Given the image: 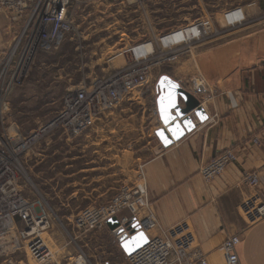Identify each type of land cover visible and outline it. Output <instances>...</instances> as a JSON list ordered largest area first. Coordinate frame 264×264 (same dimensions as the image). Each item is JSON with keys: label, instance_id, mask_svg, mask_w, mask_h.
Here are the masks:
<instances>
[{"label": "crops", "instance_id": "0c3cea01", "mask_svg": "<svg viewBox=\"0 0 264 264\" xmlns=\"http://www.w3.org/2000/svg\"><path fill=\"white\" fill-rule=\"evenodd\" d=\"M179 2L181 6H188L187 9L192 5L190 0ZM193 6H201L206 11L204 15L212 17L213 30L196 42L190 52L170 63L162 75H168L194 94L207 119L200 122L191 112L194 130L155 153L159 144L154 131L161 125L153 110L157 92L151 91L148 95L136 92L104 115L106 126H101L98 133L109 135L112 131L117 137L122 128H130L131 133L136 131L137 135L145 129L152 146L142 164L157 222L164 229L184 224L207 264H224L221 247L230 235H238L241 239L236 248L238 264H264V219L251 222L242 211L255 192L242 183L243 175L264 167L263 19L260 17L258 23L251 25L252 14L264 10V0H195ZM229 7L243 8L245 20L224 22L220 16ZM212 8L215 10L208 12ZM19 27V21L0 12V50L10 46ZM226 149L234 152L236 160L228 164L222 175L205 182L199 174L200 166ZM100 157L101 154L98 163L97 159L90 160L96 163L90 169L104 170ZM71 160L75 162L77 157L69 159L68 167H73ZM81 170L86 169L77 172ZM104 179L100 174L88 184L74 179L72 196L105 197ZM257 190L264 191L262 186ZM103 228L113 238L118 256L106 259L102 252V256L92 259L84 254L86 264H130L128 255L108 226ZM100 229L83 236L96 237ZM116 258L124 261L116 263ZM56 261L57 264L61 262Z\"/></svg>", "mask_w": 264, "mask_h": 264}, {"label": "built area", "instance_id": "2783aa9c", "mask_svg": "<svg viewBox=\"0 0 264 264\" xmlns=\"http://www.w3.org/2000/svg\"><path fill=\"white\" fill-rule=\"evenodd\" d=\"M165 0H134L141 5ZM71 0H0V12L20 22L12 43L0 50V236L15 231L20 241L39 236L49 227L48 205L43 195L31 183L24 169L22 156L45 137L60 131L67 139L88 134L96 119L118 107L127 95L138 92H157L156 83L162 73L161 65L174 62L190 52L196 42L205 38L213 25L196 20L192 25L178 29L182 40L168 47L152 44L145 55L118 67L114 72L98 77L89 86L68 91L55 116L36 128L24 131L11 120L9 96L14 88L26 80L39 51L49 50L75 30ZM264 18V17H263ZM210 31V32H209ZM176 33V36L177 34ZM121 54V52H120ZM201 88V87H199ZM158 95V92H157ZM156 102V100H155ZM157 113V108H153ZM158 114V113H157ZM236 160L231 149L214 155L199 168L205 182L222 175L225 168ZM242 183L255 192L242 207L251 222L264 219V167L244 173ZM116 217L123 233L129 237L133 229L143 232L147 242L128 255L130 264H207L203 253L195 246L194 238L184 224L164 229L152 210L143 164L137 167L135 179L122 183L106 203L85 207L73 216V225L88 232L106 227ZM128 227H130L128 229ZM111 231V230H110ZM112 232V231H111ZM113 233V232H112ZM116 239V237L114 236ZM241 239L230 235L222 244L224 264H238L237 246ZM19 250L8 251L7 241L0 240V264H57L54 254L45 243L37 247L36 257L29 261L18 258ZM27 257V256H26ZM84 253L66 264H86Z\"/></svg>", "mask_w": 264, "mask_h": 264}, {"label": "rangeland", "instance_id": "374dc122", "mask_svg": "<svg viewBox=\"0 0 264 264\" xmlns=\"http://www.w3.org/2000/svg\"><path fill=\"white\" fill-rule=\"evenodd\" d=\"M133 1L71 0L69 9L75 30L56 47L36 54L24 84L14 88L9 96L11 120L24 131L34 129L55 116L68 91L89 86L96 78L142 58L145 41L152 40L154 47H168L182 40L178 29L192 25L196 20L214 23L210 15H204V8L193 6L195 0H190L192 5L189 9L186 5L181 6L179 0L143 5ZM211 10L215 9H208V12ZM222 13L220 18L224 22L245 20L241 7H229ZM260 17L264 25V10L260 14H252L251 25L258 23ZM176 33L179 34L176 36ZM168 67L169 64L161 65L156 72L164 73ZM106 113L96 119L94 129L88 134L67 139L58 130L22 156L31 183L48 205L49 227L39 236H31L23 242L15 231H9L4 239L8 243V251H21L18 258L34 260L37 247L42 243L48 246L56 260L61 261L59 264L75 259L80 250L92 259L102 256V252L106 259L118 256L113 238L105 228L100 229L101 233L96 237L84 238L83 235L89 231L77 229L73 225V216L85 207L108 202L115 195L119 183L133 181L138 165L148 158L152 145L145 129L137 135L136 131L131 133L130 128H122L117 137L112 131L109 135L98 133L101 126H106L103 121ZM100 154L101 169L105 168L99 172L90 168L98 163ZM74 156L77 160H71L73 167H68L69 159ZM94 159H97L96 163L90 162ZM82 168L86 170L77 172ZM99 174L105 178V197L72 196L74 179L88 184ZM76 187L81 188V185ZM1 237L0 240H4ZM116 260V263L124 261Z\"/></svg>", "mask_w": 264, "mask_h": 264}, {"label": "water", "instance_id": "95a60500", "mask_svg": "<svg viewBox=\"0 0 264 264\" xmlns=\"http://www.w3.org/2000/svg\"><path fill=\"white\" fill-rule=\"evenodd\" d=\"M156 87L158 92L156 108L161 123L160 127L154 131L155 140L159 144L155 153H158L194 130L195 125L189 115L191 112L200 122H204L207 116L199 99L168 75H161ZM106 225L127 255L132 254L147 242V236L137 229H133L129 237L123 233L124 228L119 226L116 217L107 220Z\"/></svg>", "mask_w": 264, "mask_h": 264}, {"label": "bare ground", "instance_id": "6f19581e", "mask_svg": "<svg viewBox=\"0 0 264 264\" xmlns=\"http://www.w3.org/2000/svg\"><path fill=\"white\" fill-rule=\"evenodd\" d=\"M151 48H152V44L146 45V46L144 47L145 50H150Z\"/></svg>", "mask_w": 264, "mask_h": 264}]
</instances>
